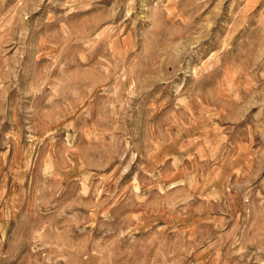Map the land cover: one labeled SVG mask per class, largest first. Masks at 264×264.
Wrapping results in <instances>:
<instances>
[{
    "label": "rangeland",
    "instance_id": "rangeland-1",
    "mask_svg": "<svg viewBox=\"0 0 264 264\" xmlns=\"http://www.w3.org/2000/svg\"><path fill=\"white\" fill-rule=\"evenodd\" d=\"M260 234L264 0H0V264Z\"/></svg>",
    "mask_w": 264,
    "mask_h": 264
},
{
    "label": "crops",
    "instance_id": "crops-1",
    "mask_svg": "<svg viewBox=\"0 0 264 264\" xmlns=\"http://www.w3.org/2000/svg\"><path fill=\"white\" fill-rule=\"evenodd\" d=\"M173 225L162 224L160 227ZM176 243V246H172L173 244L168 246L163 242L150 246L143 252V259L138 264H264V234L252 239L216 237L196 246L191 245L190 241L188 246H185L184 241L177 240ZM170 246L175 248L171 252L173 255L168 253L166 256L164 247ZM104 251L105 253H100L93 249L88 250L85 256L83 253L80 255L72 253L75 256L72 257L79 258L76 259L77 264H110L116 251L107 249Z\"/></svg>",
    "mask_w": 264,
    "mask_h": 264
}]
</instances>
